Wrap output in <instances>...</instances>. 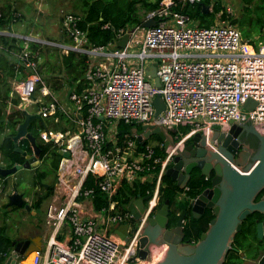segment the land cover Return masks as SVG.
<instances>
[{
  "label": "built area",
  "instance_id": "2783aa9c",
  "mask_svg": "<svg viewBox=\"0 0 264 264\" xmlns=\"http://www.w3.org/2000/svg\"><path fill=\"white\" fill-rule=\"evenodd\" d=\"M213 1L203 4L207 12L212 11ZM174 5V0H160L139 24L119 28L104 45L90 44L77 26L79 17L64 12L60 28L71 43L60 44L62 52L71 49L88 58L87 85L79 92L65 91L63 103L57 98L60 92L42 82L26 42L17 53L20 64L29 71L9 92L18 97L16 107L52 122L58 121L56 113L60 112L74 124L73 130L40 131L43 141L68 155L60 157L57 183L44 212V225L49 231L43 246L34 251L31 264H139V227L127 236V242L111 232L114 224L131 218L128 211H118L113 200L120 182L137 177L144 180L154 165H160L141 225L154 212L157 184L173 148L199 133L205 144L215 149V142H209L211 134L215 130L224 132L230 122H243L247 117L253 126L264 129V44L259 42L255 47L242 38L236 24L218 20L221 10L216 12L213 24L200 27L186 13L174 10ZM224 9L229 15L235 12L226 2ZM146 19L154 24L142 26ZM125 33L128 37L124 46H116L115 41ZM0 35L22 38L1 27ZM148 65H154L159 87L147 79ZM156 94L164 107L154 116L152 99ZM247 99L254 101L251 109L242 106ZM30 106L33 110L29 112ZM119 121L164 129L183 126L187 131H176L175 146L164 148L166 154L160 158L152 156L148 144L136 151L131 137L122 139L121 148L115 137ZM87 174L96 176V185L108 202L99 210L93 209L92 189L81 187ZM1 189L0 178V193ZM86 200L88 205L84 206Z\"/></svg>",
  "mask_w": 264,
  "mask_h": 264
},
{
  "label": "trees",
  "instance_id": "16d2710c",
  "mask_svg": "<svg viewBox=\"0 0 264 264\" xmlns=\"http://www.w3.org/2000/svg\"><path fill=\"white\" fill-rule=\"evenodd\" d=\"M160 0H76L73 3V14L79 16L77 26L85 32L88 42L92 45H104L110 42L115 36V31L123 27H133L140 23L141 14L146 13L158 6ZM240 3L239 14L229 15L225 13L223 0H214L212 11H203V4H207L209 0H199L198 2H189L187 0H174V10L186 13L192 20L196 21L200 27H208L214 23L216 12L221 10V14L217 17L218 20H227L230 23L236 24L239 28L243 39L252 43L255 47L259 42H264V0H237ZM235 12V13H236ZM78 13V14H76ZM61 19V18H60ZM11 25V15H9L8 7L0 6V27L9 30ZM62 31V30H61ZM9 32V31H8ZM11 33V32H10ZM63 34H65L62 31ZM27 43V49L30 56L37 63L38 50L41 47L39 43L34 41H23L19 36L0 35V129L7 128L8 131L0 140V165L4 168H9L13 165H21L25 158L20 153L14 151L12 136L15 134L16 126L24 119L23 109L17 108L18 97L10 96L9 92L12 86L20 79H24L28 74L26 69L17 58V53ZM57 49V48H55ZM14 55L13 60L11 55ZM16 54V55H15ZM31 54H34L33 56ZM87 55L85 53L68 50L66 53L58 54L59 73L53 75L50 71H46L44 76L45 85L49 86L52 91L60 92L63 88L68 94L71 92H79L87 85L85 72L87 69ZM37 72L39 68L37 66ZM40 75V74H39ZM60 77V78H57ZM53 78H57L56 80ZM52 79V81H49ZM61 94V93H60ZM9 104V107L7 105ZM33 114V112L31 113ZM57 122H52L51 119H42L36 117L29 121L26 129L35 140L38 147L37 159L39 164L36 167L28 168L31 170L29 176L30 182L41 188V192H35L30 202L32 209H39L42 201L49 198L53 183H46L44 179L50 172L56 173L60 154L58 147L51 143L45 142L40 137V131L44 128L52 130L65 131L66 129L73 130L74 124L69 121L66 116L57 112ZM139 129V124L124 123L119 121L116 125V143L124 146V137H131L135 142V150L139 151L147 145V142L153 138L159 144L151 145L152 156L163 158L166 154L163 143L157 135H149L142 140V144L137 141L132 129ZM179 131L186 132L187 127L179 126ZM16 146L27 154L32 153V148L29 142L24 138H19ZM151 162V161H150ZM50 166V172L45 169L44 164ZM171 163H167L166 169ZM159 164L154 165L150 170L151 175L146 176L144 180L135 178L131 182L121 181L113 200L116 201L117 210L120 212L127 211V205L132 198L141 197L144 195L151 196L156 186V175L159 170ZM21 169V168H20ZM13 175V174H12ZM15 175V173H14ZM141 175V174H140ZM6 177H0L2 184L5 186ZM55 179V178H54ZM17 180V179H16ZM97 178L92 174H87L84 178L81 187L92 189L91 202L94 210H99L102 206H107L105 196L100 192L97 185ZM44 184L47 186L45 187ZM17 188L16 182L13 184ZM209 186V179L205 178L200 170L196 167L192 168L189 177L186 181L184 190L179 188L176 181L171 179L162 171L159 182L157 184V203L154 212L159 209L165 200H168V212L166 215V227L174 226L181 210H184L182 231L185 242H196L202 232L207 229L208 223L213 218V213L210 208L205 207L202 212L194 217L191 212V201L205 187ZM183 192L184 197L178 198V194ZM12 210L17 207L14 205H3ZM21 207V206H20ZM263 214L258 211L248 213L241 221L240 229L235 232L231 241V246L225 256L223 264H243L244 260L255 261L262 254L264 248V237L257 238L255 232L256 224L263 220ZM13 248V240L7 234L6 227L0 225V264H3Z\"/></svg>",
  "mask_w": 264,
  "mask_h": 264
},
{
  "label": "water",
  "instance_id": "95a60500",
  "mask_svg": "<svg viewBox=\"0 0 264 264\" xmlns=\"http://www.w3.org/2000/svg\"><path fill=\"white\" fill-rule=\"evenodd\" d=\"M202 10L207 11V6H203ZM153 24L152 19L142 22L144 27ZM127 37V33L123 34L115 41V45L123 47ZM146 74L152 79L153 85L159 87L154 65L147 66ZM152 104L156 116L164 107L159 94L154 96ZM253 105L254 101L251 99H247L242 104L247 109H251ZM36 117V114L25 112L24 119L16 126L15 134L12 136L14 151L23 155L25 161L21 165H13L9 168L0 166L1 177L12 175L20 168L37 166L39 149L34 137L26 129L29 121ZM132 130L141 144L149 135H157L165 149L171 147V133L175 132V128L164 129L151 125H140L139 129ZM20 137H25L29 142L32 148L31 154L16 146ZM189 139L192 142L185 146V149L190 150L189 153L184 154V158L176 154L173 165L166 168L164 173L175 180L179 188H184L192 168H198L201 174L209 179V187L204 188L192 199L191 212L197 217L206 204L211 208L213 218L196 242H185L182 240L184 210H181L174 226L167 229L168 200H165L152 216L147 217L139 232L136 241L137 256L141 259L139 264H221L233 235L240 229V223L245 216L252 211H258L264 217V136L253 130L249 117L243 122H230L224 132L215 130L209 138L210 143L218 144L215 151L205 144L204 136L199 133L193 134ZM236 139L242 144L243 149L237 157H234L237 150ZM58 153L62 157L68 155L67 152L60 150ZM210 171L213 172L212 176ZM142 198L148 199L149 195H144ZM22 204L21 193L14 190L8 195L7 205L20 207ZM23 206L28 209L27 204ZM127 211L135 221L140 220L144 211L141 198L133 201L130 199ZM114 228V233L127 242V224H114ZM255 232L257 238L264 237V219L256 224ZM39 247L38 237L31 238L25 243H17L3 264H18ZM255 264H264V248L262 254L255 260Z\"/></svg>",
  "mask_w": 264,
  "mask_h": 264
},
{
  "label": "rangeland",
  "instance_id": "374dc122",
  "mask_svg": "<svg viewBox=\"0 0 264 264\" xmlns=\"http://www.w3.org/2000/svg\"><path fill=\"white\" fill-rule=\"evenodd\" d=\"M75 1L76 0H0V6L8 7L9 15H11V25L8 31L22 35L23 41H34L41 46L37 54V66L43 83L46 82V80L43 79V75L46 74V71H50V74L53 75L59 73L58 54L61 53L62 50L57 44L64 43L68 45L71 43L67 34H63L61 31L60 18L64 12L74 11L72 5ZM223 2L231 4L235 12L236 10H240V3L237 0H223ZM235 12L233 14H239ZM141 13V10H138V14L143 17L145 13ZM262 44H264V42ZM112 49H115V47ZM13 57L14 55L12 54V60ZM57 78L53 79L56 80ZM147 79L152 80L151 78ZM49 81H52V79ZM63 88L66 89L65 86ZM63 88L59 90L61 94L57 97L61 103L64 102L62 95L65 91ZM7 107H9V104ZM27 109V111L30 112L33 110V107L30 106ZM175 129L178 131L180 128ZM7 131L8 129L5 127L0 129V140ZM20 138L26 139L25 137ZM173 139L175 140V138ZM159 143L160 142H156L153 138L147 142L149 146ZM170 144L172 146V143ZM173 151H176V149L173 148ZM169 162L171 163V159L168 160V163ZM44 166L45 169L50 172V166L46 163ZM163 171H165V169ZM31 172V170L25 168L18 169L15 172V175H9L6 178L5 186L2 184V191L0 193V225L6 227L7 234L13 240V246L17 243H25L31 238L38 237L39 240H41V238L44 239L45 234L49 231L44 225V211L50 198L44 199L39 209L35 210L30 207V202L32 201L35 192H41V188H35L30 182L31 177L29 180V176L31 175ZM15 182L17 188L13 189V184ZM44 182H52L53 186H56V173L55 176L53 172L47 174ZM14 190L22 194L23 204L21 207L16 206L17 208L12 210L5 207L3 212V205L7 203L8 195ZM24 204L28 205V209L23 206ZM43 244L44 242H42V246ZM243 264H255V261L244 260Z\"/></svg>",
  "mask_w": 264,
  "mask_h": 264
},
{
  "label": "flooded vegetation",
  "instance_id": "af4514ba",
  "mask_svg": "<svg viewBox=\"0 0 264 264\" xmlns=\"http://www.w3.org/2000/svg\"><path fill=\"white\" fill-rule=\"evenodd\" d=\"M243 128H241V130H242ZM241 130H240V132H241ZM176 129H175V132L174 133H171V138L173 139L175 136H174V134L176 133ZM239 132V133H240ZM239 133H238V135H239ZM237 135V136H238ZM178 138H176V140H177ZM175 140L173 139L172 140V145L173 146H175L174 144H175ZM192 141L189 139V140H185L181 145H180V147H178L177 148V146L175 147V149H176V151H173L172 152V154H171V165H169V166H172L173 165V163H174V156L176 155V154H180L179 156L180 157H183L184 158V154H188L189 153V149H185V146L186 145H188V144H190ZM236 142H237V150H236V153L234 154V157H237V154L243 149V146H242V144L241 143H239V141L236 139ZM218 147V144H216L215 145V149H211V150H213V151H215L216 150V148ZM213 175V172L212 171H210V176H212ZM207 187H209V186H207ZM206 188V187H205ZM143 196H139V197H136V198H132L131 200L133 201V200H136V199H138V198H141V202H142V205L145 207V205H146V202H147V199H143L142 198ZM205 207H207L206 206V204L202 207V210L205 208ZM207 208H209V207H207ZM211 209V208H210ZM212 211V210H211ZM144 212V211H143ZM202 212V211H201ZM200 212V213H201ZM155 212H153V213H151V214H148L147 216H146V218L144 219V221H143V223H145V221H146V219H147V217H149V216H152L153 214H154ZM199 213V214H200ZM143 214V213H142ZM139 222H140V220H137V221H135L133 218H130V219H127V220H125L124 222H122V223H126L127 224V234H126V236H129V235H131L132 234V232L134 231V230H136V229H138V227H139V231H138V235H139V232H140V230H141V228H142V225H143V223L141 224V225H139ZM241 224V223H240ZM167 229H169V228H171V227H166ZM114 230H115V228H112L111 229V232H113L114 233ZM138 237V236H137ZM233 239V238H232ZM190 243H194V242H190ZM230 246H231V243H230V245L228 246V248H227V251L225 252V254H224V257H223V260H222V262H221V264H223V262H224V259H225V256L227 255V252H228V250H229V248H230Z\"/></svg>",
  "mask_w": 264,
  "mask_h": 264
},
{
  "label": "crops",
  "instance_id": "0c3cea01",
  "mask_svg": "<svg viewBox=\"0 0 264 264\" xmlns=\"http://www.w3.org/2000/svg\"><path fill=\"white\" fill-rule=\"evenodd\" d=\"M60 44H64V43H60ZM60 44H57L58 46H60ZM65 45H67V44H65ZM251 126L253 127V130L257 133V134H259V135H262V136H264V129H258V128H256L255 126H253L252 124H251ZM243 128V127H242ZM1 166V165H0ZM2 167V166H1ZM46 184H44V186H45ZM47 186V185H46ZM45 186V187H46ZM54 187V186H53ZM34 188V187H33ZM36 188V187H35ZM182 197H184V194H183V192H181V193H179L178 194V198H182ZM48 203V202H47ZM87 206L88 205V200H86L85 202H84V206ZM46 206H47V204H46ZM82 208L85 210V208L82 206ZM46 209V208H45ZM45 212V211H44ZM181 212V211H180ZM180 214V213H179ZM64 231L66 232V227L64 228ZM46 232V231H45ZM46 235V234H45ZM62 237V236H61ZM44 239H45V237H44ZM44 239H42L41 238V240H40V246H42V242H44Z\"/></svg>",
  "mask_w": 264,
  "mask_h": 264
},
{
  "label": "bare ground",
  "instance_id": "6f19581e",
  "mask_svg": "<svg viewBox=\"0 0 264 264\" xmlns=\"http://www.w3.org/2000/svg\"><path fill=\"white\" fill-rule=\"evenodd\" d=\"M71 50V49H68ZM67 50V51H68ZM34 252H30L25 259H23L22 261H20L18 264H31V260H32V256H33Z\"/></svg>",
  "mask_w": 264,
  "mask_h": 264
}]
</instances>
